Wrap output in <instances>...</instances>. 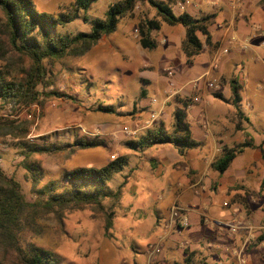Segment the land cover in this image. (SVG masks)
<instances>
[{"label":"rangeland","instance_id":"obj_1","mask_svg":"<svg viewBox=\"0 0 264 264\" xmlns=\"http://www.w3.org/2000/svg\"><path fill=\"white\" fill-rule=\"evenodd\" d=\"M115 1L91 2L86 13L79 11L76 19L59 27V33L88 31L90 21L102 18L108 6ZM32 2L38 10L57 13L72 7L74 0ZM262 5L264 0L257 7ZM173 10L178 12L175 6ZM154 12L148 2L139 3L132 15L123 17L119 22L121 26L131 24L127 33L121 31L118 23L116 37L111 34L103 36L86 54L45 62L46 79L39 87L44 96L39 101L15 107L12 103L0 102V116L11 114L16 121L10 134L6 131L0 134V166L20 183L28 201L46 197L42 188L49 180L65 184L62 180L65 170L80 166L100 167L116 156L128 155V164L107 182L112 191L120 188V194L117 201L111 197L103 200L105 212L92 206L65 209L58 214L37 216V227L26 228L20 233L22 246L35 245L49 249L54 252L59 264H122V257L127 258L125 264H136L143 258L142 254L125 250V247L136 244V237L142 245L147 242L149 234H135L131 226L151 227L155 217L161 224L168 222V212L161 203L174 199L173 185L165 179V172L156 173L161 166L159 162H150L157 151L154 146L145 150L129 148L126 141L132 137L121 130L123 125L137 129L140 126L137 123L140 117L135 114L144 109L137 103L142 96L141 87L146 88V100L155 98L153 106L164 97L159 80H153L150 85L142 83V65L147 62L149 52L138 48V37L133 34V29L144 19H158ZM3 21L0 9V24ZM160 33L156 29L152 31L157 38L161 37ZM122 34H125L124 37ZM1 39L7 44L6 35H1ZM28 63L26 57L13 50H8L6 58L0 57V69L8 71L15 79L23 76V68ZM151 63V72H164L166 68L174 66L164 59ZM49 91H55L58 95L46 96ZM260 96L250 105L244 92L241 104L243 113L251 116L257 126L264 123V94ZM100 106H109L114 111H100ZM170 106L175 109L177 105L171 102ZM165 120L163 126L168 129L170 123ZM139 136L137 131L135 138ZM80 138L97 139L98 145L87 149L66 148L41 153L32 149L36 146L63 147ZM155 146L165 148L171 145L164 143ZM26 164L37 167L40 174L36 177L32 175ZM158 178L164 181L158 182ZM156 194L162 199L155 198ZM168 197H171L170 200ZM172 206H169L170 213ZM107 212H112L113 220L108 232L104 227ZM176 223L173 222V225ZM116 253L120 259L115 258ZM112 258L114 261H111Z\"/></svg>","mask_w":264,"mask_h":264},{"label":"crops","instance_id":"obj_2","mask_svg":"<svg viewBox=\"0 0 264 264\" xmlns=\"http://www.w3.org/2000/svg\"><path fill=\"white\" fill-rule=\"evenodd\" d=\"M168 1L173 10L179 0ZM190 1L185 11L173 12L195 18L213 14L209 40L198 34L203 47L190 63L182 51L185 28L181 24L161 21L158 29L161 37L152 34L155 48L143 49L138 43L141 51L149 52L147 62L142 65V83L150 85L153 80H159L164 97L153 106L152 100L145 99L146 88L141 87L145 95L137 103L144 109L135 115L140 117L137 119L140 135L149 128L171 131L173 111L182 107L183 100H190L185 108L186 120L191 138L198 144L182 153L169 143L166 144L172 147L153 145L157 152L150 162H159L161 166L158 165L156 173L165 172V179L173 185L174 199L171 201L168 197L169 202L161 203L168 212V222L161 224L155 217L151 227L131 226L133 233L149 235L142 245L136 237V244L127 245L125 250L142 254L143 258L136 264H241L236 252L245 246L244 264H264V239H261L264 235V163L257 147L261 145L264 149V123L255 125L254 119L241 110L244 92L250 105L264 94V47L259 44L264 31V5L257 7L263 0ZM228 24L235 34L233 41L227 37ZM130 26L124 24L121 31L127 33ZM117 32L116 29L111 33L112 37ZM162 59L174 65L169 67L174 70L172 86L165 72L159 69L151 72V62L159 63ZM212 81L214 86L208 87L207 83ZM233 86L237 90L235 101ZM171 91L174 93L170 94ZM215 94H220L222 99ZM171 102L176 103L175 109L171 108ZM223 110L226 111L222 113ZM155 112L158 117L150 123L151 113ZM164 120L169 121L170 128L163 126ZM244 142L253 146L237 153L223 173L213 169L212 163L225 148ZM154 197L162 199L158 194ZM171 204L182 208V214L189 221L187 226L172 220ZM173 222L177 223L173 225ZM233 225L241 228L231 233ZM117 254L115 258L120 259ZM120 260L125 264L127 258Z\"/></svg>","mask_w":264,"mask_h":264},{"label":"trees","instance_id":"obj_3","mask_svg":"<svg viewBox=\"0 0 264 264\" xmlns=\"http://www.w3.org/2000/svg\"><path fill=\"white\" fill-rule=\"evenodd\" d=\"M95 0H74L73 6L64 12H47L34 7L32 0H0V9L4 21L0 24V57L6 58L8 50L23 55L29 61L23 68V76L12 78L8 71L0 69V102L16 105H28L39 101L44 96L40 90L46 79L45 62L60 60L66 56H82L86 54L99 40L113 33L123 17L132 15L139 3L148 2L162 21L170 25L181 24L185 28L182 42V51L190 63L203 47L199 38L200 33L209 40V26L214 15L208 14L195 18L187 13L175 15L169 1L161 0H117L110 4L102 18L90 21L88 31H79L75 34H61L59 27L72 22L77 18L78 12L86 13L91 2ZM87 20V17H84ZM161 25L159 19H144L138 24V43L143 49L156 47V40L152 36L153 30ZM6 35L7 44L1 39ZM8 45V46H7ZM234 101L237 90L233 86ZM144 90L140 94L143 96ZM46 96L58 95L49 91ZM221 98L220 94H215ZM190 100H183L181 108L173 111V124L171 131L164 128H149L142 135L126 141L131 149H144L156 144L169 143L179 152L196 146L198 143L191 138L189 124L186 120L185 108ZM100 111L113 112L109 106H100ZM16 121L11 114L0 116V134H10ZM26 131V130H25ZM24 131V132H25ZM98 140L80 138L63 147L36 146V152H54L62 149H87L98 145ZM253 146L244 142L237 147L225 148L221 156L212 163L213 169L223 173L230 165L237 153L244 147ZM261 152L264 163V149L257 146ZM128 155H119L100 167H75L65 170L61 185L58 180H49L42 188L46 197L28 201L21 189L20 183L12 176L7 175L0 166V264H59L53 251L35 245L22 246L19 235L26 228L37 227V216L49 213L58 214L65 209L96 207L104 211L103 200L111 197L116 201L120 188L112 191L107 182L119 173L128 164ZM27 169L36 177L39 169L26 164ZM60 184V185H59ZM113 226L112 212L105 213V231ZM264 239V235H261Z\"/></svg>","mask_w":264,"mask_h":264},{"label":"built area","instance_id":"obj_4","mask_svg":"<svg viewBox=\"0 0 264 264\" xmlns=\"http://www.w3.org/2000/svg\"><path fill=\"white\" fill-rule=\"evenodd\" d=\"M189 5H191V1L190 0H179V1H177L174 4V6L177 8L178 12L185 11L186 8H187V6H189ZM225 29L227 30V33H228V36H227L228 39L231 40V41L235 40V34H233V32H232V26H231V24H228ZM133 34H134L135 37L138 36V30H137V28H134L133 29ZM261 36L262 37H261V40H260V44H261V46L264 47V31L261 33ZM223 51L225 52V49ZM164 72H165V75L167 77V82L172 86L173 83H174L173 82L174 70L172 68H169L168 67V68H166L164 70ZM204 77L205 76H203V78ZM214 83L215 82H213V81L212 82H208L207 83V86L208 87H212V86H214ZM171 93H174V92L171 91L170 94ZM152 101L155 102V98L152 99ZM157 117H158V113L157 112L151 113L149 122L150 123L155 122L156 119H157ZM121 130L128 137H134L137 134V131H138L137 128H131L128 125H123L121 127ZM171 218L173 219V221H178V223L181 226H183V227H185V226H187L189 224L188 218L184 214H182V208H179L176 205H173L172 206ZM240 228H241L240 225L230 226V232L231 233L237 232ZM243 252H244V247L243 246L240 248V250H238L236 252V254L238 255V258H239L241 264H244V262H245V259L243 257Z\"/></svg>","mask_w":264,"mask_h":264}]
</instances>
